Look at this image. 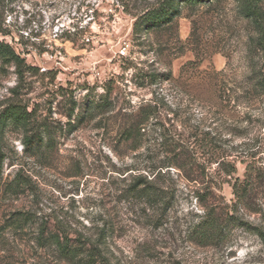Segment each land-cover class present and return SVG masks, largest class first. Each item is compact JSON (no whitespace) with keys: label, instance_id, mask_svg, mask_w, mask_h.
Masks as SVG:
<instances>
[{"label":"rangeland","instance_id":"rangeland-1","mask_svg":"<svg viewBox=\"0 0 264 264\" xmlns=\"http://www.w3.org/2000/svg\"><path fill=\"white\" fill-rule=\"evenodd\" d=\"M160 1L0 0V41L22 59L3 65L0 57V114L22 104L50 132L33 152L21 128L0 133V264H74L37 244L42 224L88 246L100 241L110 264H264V92L249 72L264 62V43L241 0L183 6L172 25L134 36L137 17ZM188 63L199 64L181 77ZM168 71L179 82L140 85L144 72ZM221 78L240 96L235 111L208 90ZM105 93L109 105L93 108ZM156 96L165 106L147 122L150 135L123 140ZM175 146L187 163L212 161L208 176L172 168L156 178L160 197L133 194ZM225 161L236 172L216 170ZM248 163L262 176L238 195L233 184ZM19 171L27 185L17 193L9 184ZM19 212L35 220L10 226Z\"/></svg>","mask_w":264,"mask_h":264},{"label":"trees","instance_id":"trees-1","mask_svg":"<svg viewBox=\"0 0 264 264\" xmlns=\"http://www.w3.org/2000/svg\"><path fill=\"white\" fill-rule=\"evenodd\" d=\"M214 0H161L158 5L148 8L141 13L134 23V36H140L143 31L161 30L172 25L174 19L181 15L183 6H198L202 4L211 3ZM262 1L264 0H241L242 9L244 15L249 18L256 27L257 30V42L264 43V12L262 8ZM0 57L3 65L15 61L17 65H20L22 60L16 51L6 42L0 41ZM200 63V62H199ZM188 63L183 67L182 77L184 71L189 67H197ZM250 79L255 81L254 87L260 92H264V62H251L249 64ZM218 76H228L226 70L218 72ZM143 82L140 85L159 84L162 81H176L179 82V78H175L171 72H144L141 75ZM222 78L214 81L207 82L209 91L215 94L220 92V101L222 109L234 110L241 106L240 96L236 95L234 89L227 88L222 83L226 82ZM105 94L100 95L99 99L93 102V108L97 110H104L109 105V98ZM165 104H161L159 97H155L148 102L145 106H142L141 112L138 114L137 120H134L129 125L125 126L121 132V137L125 141L137 140L142 142L144 137L150 135V130L147 127V122L151 117L156 116L159 107H164ZM204 107H211L210 104H206ZM35 112L29 111L28 108L22 104H11L5 108L0 114V133L9 125H14L23 130V146L26 152H33L36 149H40L42 146L47 147L46 136L50 137L49 129L46 125L35 126ZM169 131V130H168ZM164 135H167L165 133ZM170 145V144H169ZM139 147V145L137 146ZM180 146H175L173 149L166 150V152H172V156L164 158L159 164H153L151 170H146L147 174L143 177H138L136 183L132 184L131 191L133 194L141 193L146 194L152 198H158L161 196L158 187L155 182L161 176L170 174L172 168L182 171L186 167H189L188 176L191 180H198L200 177L208 176L207 169L212 168V161L198 163L195 161L191 163L185 162L183 158V151L177 152ZM3 163L4 154L3 147L0 143V180L3 177ZM153 163V162H152ZM231 162H220L217 169L227 175H231L236 172V168L230 169ZM232 167H234L232 165ZM199 168L202 169L199 173ZM263 168L254 167L251 163L246 165L245 177L243 180L238 179L233 184V189L238 195H244L249 188L254 186L257 179L262 176ZM194 173V174H193ZM153 176V177H152ZM27 182L22 176V172L19 171L15 178L11 181L12 191L20 193L26 188ZM142 187V188H140ZM33 214L31 212H19L10 220V226H15L17 229L24 228L27 224L34 221ZM215 224V220H204L200 225L201 228H210ZM37 244L43 248H51L54 250L61 259L74 264H110V259L104 254V250L100 241L92 243L88 246L84 240L73 239L70 234L63 228H57L56 230L50 229L45 224H42L37 236Z\"/></svg>","mask_w":264,"mask_h":264}]
</instances>
